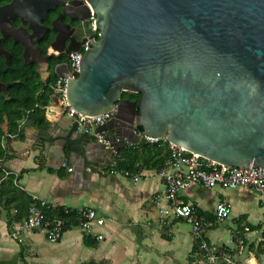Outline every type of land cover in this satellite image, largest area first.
Segmentation results:
<instances>
[{"label": "water", "instance_id": "95a60500", "mask_svg": "<svg viewBox=\"0 0 264 264\" xmlns=\"http://www.w3.org/2000/svg\"><path fill=\"white\" fill-rule=\"evenodd\" d=\"M88 2L98 40L65 96L82 117L113 111L96 132L116 150L148 136L234 169L264 168V0ZM13 84L0 83L5 99ZM92 144L110 165L112 151Z\"/></svg>", "mask_w": 264, "mask_h": 264}, {"label": "crops", "instance_id": "0c3cea01", "mask_svg": "<svg viewBox=\"0 0 264 264\" xmlns=\"http://www.w3.org/2000/svg\"><path fill=\"white\" fill-rule=\"evenodd\" d=\"M71 130L67 117L48 121L43 131L22 121L19 135L3 138L5 157L0 165L18 177V189L30 198L46 200L53 210L95 211L104 219L103 226L94 229L103 240L92 239L95 245L87 247L83 232L72 228L57 243H49L42 231L14 241L8 236V217L1 211L0 264H23L20 254L27 264H206L189 226L173 217L158 218L152 204L164 191L157 175L160 159L167 154L163 145L157 144L161 155L150 152L140 159V169L134 173L139 180L134 182L123 171L112 172L106 155L87 151L85 146L96 147L89 136L69 140ZM129 148L126 143L121 151ZM182 199L214 223L205 231L210 245L227 249L239 264H264V191L194 186ZM220 201L231 207L223 221L215 218Z\"/></svg>", "mask_w": 264, "mask_h": 264}, {"label": "built area", "instance_id": "2783aa9c", "mask_svg": "<svg viewBox=\"0 0 264 264\" xmlns=\"http://www.w3.org/2000/svg\"><path fill=\"white\" fill-rule=\"evenodd\" d=\"M93 31L97 33L94 22ZM91 41L95 42L96 38ZM86 49L87 45L80 51H70L67 57L69 74L63 78L57 77L56 82L51 86V101L45 108V115L50 122H57L66 116L72 122V136H89L100 146L110 149L113 154L110 166L112 172H114L115 160L119 157L118 150L107 140L105 133L96 132L97 129L111 120L113 111L95 117H82L69 106L65 96L66 81L69 79L74 80L78 77L80 73L79 60ZM144 139L146 143L151 145L167 143L166 158L157 173L158 177L163 181L164 191L161 196H155L152 201L158 218L173 217L185 222L190 228L192 241L206 264H218L220 262L224 264H239L227 249L215 247L206 241L205 231L212 228L214 223L203 219L194 207L182 199V195L187 189L194 186L207 190L215 188L224 190L250 189L261 193L264 191V168H258V170L234 169L190 153L183 148L168 143L165 139L148 136H144ZM1 147L4 149L2 143ZM129 147H134V145L129 144ZM1 162L2 160H0ZM122 174L127 178H131L134 182L139 180L137 174L127 171H123ZM8 175L10 173L5 171L4 176L7 177ZM31 200L32 204L26 217L21 222L10 227L9 238L15 241L22 234L42 231L49 243L59 242L65 233L68 222L62 217L49 218L47 212L54 208L46 200L38 199L35 196ZM215 206V218L217 221H223L229 217L231 207L228 202L220 201ZM61 210L64 216H68L75 211L78 220L76 228H79L85 237L95 241L103 240V236L95 232L94 229L102 227L104 219L99 217L95 211L89 208L79 210L61 208Z\"/></svg>", "mask_w": 264, "mask_h": 264}, {"label": "flooded vegetation", "instance_id": "af4514ba", "mask_svg": "<svg viewBox=\"0 0 264 264\" xmlns=\"http://www.w3.org/2000/svg\"><path fill=\"white\" fill-rule=\"evenodd\" d=\"M94 16L88 0H0V68L19 61L34 68L41 90L49 88L71 49L98 36Z\"/></svg>", "mask_w": 264, "mask_h": 264}, {"label": "trees", "instance_id": "16d2710c", "mask_svg": "<svg viewBox=\"0 0 264 264\" xmlns=\"http://www.w3.org/2000/svg\"><path fill=\"white\" fill-rule=\"evenodd\" d=\"M98 36L96 37V41ZM57 77L54 76L51 86L56 82ZM0 83H14L8 88V99L0 93V160L4 159V150L1 143L6 134L19 135V124L26 121L36 129L43 131L47 128L48 120L45 115V108L51 101V86L41 90L39 77L34 68H27L21 65L19 61L11 62L9 67L2 64L0 68ZM141 98L140 94L122 93V100L137 102ZM5 126V129H3ZM138 132H141L139 128ZM83 138V137H82ZM164 149L167 143L162 144ZM131 149L135 151H131ZM161 155L162 149L157 144H148L131 147L128 150H118V158L115 160L116 171H127L136 173L140 169L138 167L140 159L145 160L148 153ZM164 157H161L159 168L163 166ZM4 170L0 165V213L4 211L8 217V225L21 222L27 215L32 200L21 189L16 186L17 178L13 175L4 176ZM13 210V212H12ZM199 215H203L196 210ZM49 218L62 217L68 222L65 232L78 226L77 214L75 211L68 216H64L61 209L50 210L47 212ZM94 240L84 236V244L87 247H93ZM20 260L23 264H27L20 254Z\"/></svg>", "mask_w": 264, "mask_h": 264}, {"label": "rangeland", "instance_id": "374dc122", "mask_svg": "<svg viewBox=\"0 0 264 264\" xmlns=\"http://www.w3.org/2000/svg\"><path fill=\"white\" fill-rule=\"evenodd\" d=\"M66 118V116H64ZM220 224V223H219ZM220 226V225H219Z\"/></svg>", "mask_w": 264, "mask_h": 264}]
</instances>
